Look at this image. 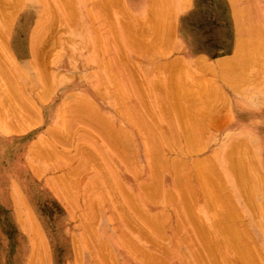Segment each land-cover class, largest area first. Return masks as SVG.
Masks as SVG:
<instances>
[{"label": "rangeland", "instance_id": "rangeland-1", "mask_svg": "<svg viewBox=\"0 0 264 264\" xmlns=\"http://www.w3.org/2000/svg\"><path fill=\"white\" fill-rule=\"evenodd\" d=\"M38 18H44L45 22L41 23L48 25H44L39 35V47L44 49L38 55V62L33 63L29 40ZM152 23L156 27L151 26ZM153 33L167 39L170 47L165 46L160 37L155 42L161 43H155ZM144 36L150 39L146 42ZM239 38L246 39V42L240 39L244 44L255 41L257 47L261 43V48L253 45L256 51L250 53L255 50L250 44L242 55L239 51H243L246 44L237 51ZM263 39L264 0H0V264H149L147 257L126 250L122 238L126 234L131 240L134 238L139 248L153 252L151 255L155 257L158 254L160 259L156 261L166 264H250L246 259L254 252L244 247L251 238L262 257L257 256L254 261L252 258L251 263L262 264L259 258L264 263ZM162 45L165 51L163 48L160 51ZM256 52L259 53L256 55ZM125 54L130 57L129 62L132 61L131 67L134 63L132 73L128 71L130 65ZM245 55L255 56L258 62ZM174 58L178 60L180 74L193 75L195 83L201 78L202 81L209 79L203 84L214 80L211 84L219 87L216 98L212 85L207 86L210 89L205 94L201 83L196 87L192 77L184 79V75L177 74L176 79L183 78L194 91L191 89L193 95L187 96L189 91L183 92L187 86L180 78L182 87L186 88L181 87L180 92L187 95H182L185 99H178V104L181 102L188 110L180 109L179 105L177 110L171 109L173 106L169 104L175 99L170 101L168 93L141 75L145 71L159 78L169 77ZM97 61H100V71L93 74L91 69ZM165 63L168 67L159 68ZM217 63L227 68L222 69ZM139 66L144 70L137 68ZM124 69L131 90L126 81L125 85L120 82L121 74L116 73ZM136 69L139 71L135 74ZM183 70L185 73H181ZM88 72H91L89 76ZM82 74H86L84 78L80 77ZM227 74H231L228 82L225 81ZM129 77L135 84L138 79L137 88H132L134 83L130 84ZM197 88L203 95L211 91L216 105L211 106L208 96V100L203 96L204 101L197 104L201 101L195 97L201 93ZM61 90H66L65 94H60ZM216 95L222 98L219 100ZM206 103L214 109H208ZM178 110H183L184 117L181 112L176 113ZM191 113L193 121L185 116ZM211 114L217 117L212 122ZM182 117H187V122L195 121V125L198 120L197 127L184 128L186 121L182 123ZM188 129L194 130L193 139L197 135L193 146L186 144L190 139V133L186 135ZM233 140H242L246 152L239 149L245 155L239 149L238 154L224 153L222 149L229 147ZM151 144L157 145L152 147ZM125 148L129 154L125 152L126 156L124 153L122 156L130 161L129 165L120 156ZM212 152L215 154L210 156ZM239 154L244 161L247 158L251 178L246 186L249 183V187L256 189L252 197L256 206L246 200L235 174L227 167L228 162L235 159L233 155L238 157ZM207 156L212 167L210 175L215 178L210 176L209 184L220 180L222 188L216 193L220 197L216 203L218 210L211 207L209 198L202 203L196 198L181 197L175 180L180 174L183 180L191 177V166L194 168L199 157ZM157 166L163 169H156ZM155 169L157 176H154ZM175 171H178L176 176ZM150 180H162L159 188L162 192L168 191L167 196L173 192L172 201L160 199L161 195L156 202L147 201L143 186L147 182L145 186L151 187L153 181ZM92 204L95 210L92 209L94 217L90 216L91 219L87 207ZM221 206H227L226 210ZM218 211L231 217L225 222L216 220V225L226 224L221 226L222 231L216 225L215 228L218 227L220 233L231 228V233H235L231 238L235 241L229 240L230 243L235 249L243 248L248 253L246 257H237L241 250L236 249V254L233 247L229 249L232 245L229 243L228 248V239L227 244L217 245L213 239L202 235L205 229L201 233L199 228L217 219ZM140 212L149 218L143 221L147 225L142 224L144 217L140 220ZM155 212H162L165 220L157 219L160 214L158 217ZM131 220L138 225L134 226ZM150 221L155 225L149 226ZM199 224L200 233L196 228ZM136 228H140L139 231ZM155 229L160 230V234ZM139 234H149V238L143 240ZM206 238L212 243H207ZM203 244L220 249L213 247L216 249L213 251ZM220 250L226 261L218 258Z\"/></svg>", "mask_w": 264, "mask_h": 264}, {"label": "bare ground", "instance_id": "bare-ground-1", "mask_svg": "<svg viewBox=\"0 0 264 264\" xmlns=\"http://www.w3.org/2000/svg\"><path fill=\"white\" fill-rule=\"evenodd\" d=\"M154 4H155V3H154ZM157 4H158V3H156V5H157ZM157 7H159V6H157ZM159 8H160V7H159ZM162 8H163V7H162ZM159 10H161V9H159ZM237 14H238V13H237ZM235 16H236V14H235ZM235 16H234V17H235ZM157 20H158V19L155 18L154 21L156 22ZM43 21H44V18H43V19H40V20H39V18H38L37 23H36V26L32 29V32H31V38H30V40H29V42H30V47H31V53H32V54H31V58H33V59H32V62H33V63L38 62V59L40 58V56H38V55H40L41 50L44 49V47H39V43H41V42H40V39H39L40 32L43 31V28H45L46 25H48V24H46V23H41V22H43ZM44 22H45V21H44ZM159 22H160V21H159ZM159 22H158V23H159ZM160 23H161V22H160ZM160 23H159V24H160ZM163 23H165V22L163 21ZM152 24H153V23H152ZM152 24H151V26H154V24H153V25H152ZM44 25H45V27H44ZM143 26H144V25H143ZM144 27H145V26H144ZM154 27H156V25H155ZM141 28H142V27H141ZM157 28H159V25H158ZM243 28H244V27H243ZM262 28H263V27H262ZM160 29H161V28H160ZM160 29H157V30H160ZM237 29H238V28H237ZM254 29H255V28H254ZM143 30H144V28H143ZM141 31H142V30H140V32H141ZM161 31L163 32V30H161ZM161 31H160V32H161ZM155 32H157V31H155ZM237 32H238V30H237ZM136 33H137V31H136ZM136 33H135V34H136ZM163 33H164V32H163ZM165 33H166V32H165ZM165 33H164V34H165ZM260 33H261V32H260ZM142 34H143V33H141V36H143ZM158 34L160 35L159 31H158ZM164 34H162V35H163V36H166V35H164ZM258 34H259V33H258ZM153 35H154V37H155V39H154V37L152 38V40L154 39V42H155V40H156L157 38H159V37H160L159 39L163 38V37L157 35L156 33H153ZM155 35L158 36V37H156ZM167 35L169 36V33H168V32H167ZM138 36H139V35H138ZM168 36H167V38H168V40H170V39H169L170 36H169V37H168ZM135 37H137V36H135ZM132 38H134V37H132ZM132 38H131V39H132ZM144 38H146V37L144 36ZM165 38H166V37H165ZM134 39H135V38H134ZM138 39H139V38H138ZM149 39H150V38H149ZM149 39H148V40H149ZM240 39H241V38H239V41H237V42H238V47L236 48L237 51H239L238 48H240V47H241L240 50H241L242 48H244V46H245V44H246V46H245V48L243 49V51H239L240 53H241V52L244 53V51L246 50V48H248V45L250 46V44H252V45H251L252 47H253V45H254V47H256V48H258V49L261 48V47H259V46H261V43H260V42H259L260 45H258V47H257V46H255L256 42L253 41V40H251V41L255 42V44H254L253 42L250 43V41H248L249 39L247 40L249 43H248V44H247V43L244 44V43H242V42H244V41H241V40L243 39V40H245V42H246V39H244V38H242L241 40H240ZM132 40H133V39H132ZM141 40H143V39H141ZM144 40H146V42L148 41L147 38L144 39ZM144 40H143V41H144ZM166 40H167V39L164 40V38H163V40L161 39L160 41H161V42H165V46H168V48H169L170 45H171V43H170V45H167L166 43H168L169 41L167 42ZM263 40H264V39H263ZM157 41H159V40H157ZM157 41H156L155 43H157ZM160 41H159V43H161ZM170 41H171V40H170ZM256 41H257V40H256ZM144 42H145V41H144ZM146 42H145V43H146ZM149 42H150V41H149ZM262 42H263V43H262V47H264V46H263L264 41H262ZM132 43H133V42H132ZM155 43H154V45L156 46ZM147 44H148V43H147ZM147 44H142V45H143V47H144V45H147ZM150 44H151V43H150ZM162 44H163V43H162ZM257 44H258V43H257ZM151 45H152V44H151ZM243 45H244V46H243ZM140 46H141V45H140ZM155 46H154V47H155ZM163 46H164V45H162L160 48L157 46V49H156V50H159V49L163 48ZM143 47H142V48H143ZM147 47H150V45H147L146 48H147ZM254 47H253V50L255 49ZM158 48H159V49H158ZM166 48H167V47H166ZM166 48H165V49H166ZM168 48H167V50H168ZM250 48H251V47H250ZM250 48H249V49H250ZM151 49H152V48H151ZM151 49H150V50H151ZM251 49H252V48H251ZM262 49H263V48H262ZM263 50H264V49H263ZM142 51L146 54V57H147V56H148L147 52L144 51V50H142ZM151 51H152V50H151ZM160 51H162V49H161ZM163 51H165L164 48H163ZM247 51H248V49H247ZM255 51H256V49H255L254 51H251V50H250L249 52L251 53V52H255ZM259 51H260V50H259ZM239 52H237V53H239ZM261 52H262V51H260V53H261ZM120 53H121V52H120ZM149 53H151V52L149 51ZM240 53L238 54L239 56L242 54V53H241V54H240ZM257 53H259V52H256L255 54L257 55ZM168 54H169V53H168ZM245 54H246V53H245ZM263 54H264V53L262 52V55H263ZM242 55H244V54H242ZM253 55H254V53H253ZM253 55H249V56L253 57ZM258 55H261V54H258ZM125 56H126V54H125ZM236 56H237V55H236ZM245 56H247V57H245V58H248V57H249L248 55H245ZM126 57H128V56H126ZM148 57H149V56H148ZM151 57H152V56H151ZM243 57H244V56H243ZM251 57H250V58H251ZM254 57H255V56H254ZM254 57H253V62H255L254 60L256 59V58H254ZM263 57H264V56H263ZM129 58H130V57H128V59H126V60L128 61V64H129V63L131 64L132 61L129 62V60H130ZM111 59H112V58H109V60H111ZM114 59H115V58H113V60H114ZM251 59H252V58H251ZM257 59H258V58H257ZM257 59H256V61H257ZM115 60H116V59H115ZM121 60H122V58H121ZM127 61L122 60V62H125V63H124V64H126L125 66H128V64L126 63ZM250 61H251V60H250ZM99 62H100V61H97V63L94 62V64H95L96 66H95L93 69H91V70H92L91 72H92L93 74H94V73H98V72L100 71V69H99V67H100V66H99ZM111 62L113 63V61H111ZM218 62H219V61H218ZM257 62H258V61H257ZM257 62H256V63H257ZM114 63H115V61H114ZM120 63H121V62H120ZM175 63H176V66H175ZM130 64H129V65H130ZM217 64H218V66H219L220 68H222V69H223V68H224V69L227 68V66H223V67H221V63H217ZM240 64H241V63H240ZM237 65H238V64H237ZM237 65H236V66H237ZM250 65H251V64H250ZM125 66H124V67H125ZM132 66H133V67H131V65H130L128 71H130V70L132 71L133 69H134V71H135L134 63H132ZM143 67H145V66H143ZM162 67L165 69L166 67H168V64L165 63V64H163L162 66H160L159 68L163 69ZM213 67H214V66H213ZM234 67H235V66H233L232 69H234ZM238 67H239V66H237L236 69H237ZM130 68H131V69H130ZM137 68L141 69L140 66L137 67ZM127 69H128V68H127ZM127 69H126V70H127ZM146 69H147V67H145V70H146ZM179 69H180V66L178 67V60H177V58H174V60L172 61L171 65H170V71H169V72H170V76H169V77H166V78H159L158 75L156 76V75L145 74V71L143 72V75H141V76L144 77L145 80H149V81H151V82H154V84H155L156 86H158V88H161V90H162L163 92L168 93V98H169L170 101L172 100V98H173V100L175 99L174 102H171V103L169 104V105L172 104L173 107H172V108H171V106H169V107H170L171 109H173V110L176 109V108H180V107H178V105L182 107V108H180V109H183V110H184L185 108H187V107H184V105H182L181 102H180V104H178V103H179L178 101H179L181 98H183L184 96L186 97L187 94H188L187 96H189L190 93L192 94V92L194 91L192 86H191V87H188V86L185 84V80H184L185 77H192L191 80H193L194 85L196 84V87L199 86L200 83H201V85H202V88H201V89H202V90L205 89V90L203 91L205 94H207V91H206V90L209 91V89H210V88H208L207 86L212 85L211 83L214 81V80H210V82H207V83L203 84V82H206V80L209 81V79H203V81H202V78H201V79H199V81H200L199 83H195V80H196V79H193V78H195L193 75H190V74H189V76H188V73L186 72V73H187V76H186V73L184 72V70L181 71V73L184 72L185 75H184V74L181 75L180 72H179L181 69H180V70H179ZM184 69H185V68H184ZM208 69L210 70L209 67H208ZM229 69H230V68H229ZM229 69H228V71H229ZM141 70H144V69L142 68ZM185 70H186V69H185ZM212 70H213V69H211V71H212ZM226 70H227V69H226ZM237 70H238V69H237ZM123 71L125 72V69L122 70V71L116 70V73L121 74L120 82L123 83V85H125V81H126V86H127V88H129V87H128L129 85L127 84V83H128V82H127L128 80H126L127 78H126V76L124 75ZM128 71H126V73H128ZM131 71H130V72H131ZM134 71H133V72H134ZM138 71H139V70L136 69V72H134V73L136 74V73H138ZM159 71H160V70H159ZM161 71H162V70H161ZM224 71H225V70H224ZM228 71H227V72H228ZM91 72H90V73H91ZM121 72H122V73H121ZM141 72H142V71H141ZM141 72H139V73H141ZM156 72H157V71H156ZM178 72H179V73H178ZM213 72H214V70H213ZM225 72H226V71H225ZM227 72H226V73H227ZM234 72H236V71H234ZM90 73L88 72V75H87V76H89ZM131 73H132V72H131ZM146 73H147V72H146ZM220 73H221V72H220ZM228 73H230V72H228ZM231 73H232L233 75L235 74V73H233V72H231ZM83 74H84V73H83ZM83 74H82V75H83ZM122 74H123V75H122ZM177 74H178V75L180 74L181 76L184 75V77H183L184 79L181 78V77H179V79L181 78V79L184 80V84H183V85L187 86V90H184V89H186V88H183V87H182L183 85H181V84H182L181 82H182L183 80L180 79V80H181L180 83H179L180 85L178 84L179 79H178V80L176 79V78L178 77ZM213 74H214V73H212V75H213ZM237 74H239V72H238ZM36 75H38L39 77L42 76L40 73H38V74L36 73ZM82 75H81L80 77H83V78H84L86 74L83 75V76H82ZM214 75H215V74H214ZM229 75H231V74H229ZM229 75L227 74V78L225 79L226 82H228V80H229V77H228ZM235 75H236V74H235ZM237 76H238V75H237ZM237 76H236V77H237ZM78 77H79V75H78ZM127 77H128V76H127ZM171 77H172V78H171ZM221 77H222V74H221ZM196 78H197V77H196ZM222 78H223V77H222ZM72 79H73V76H72ZM129 79L132 80V78H130V77H129ZM150 79H151V80H150ZM173 79H175V81H174ZM188 79H190V78H188ZM220 79H221V78H220ZM223 79H224V78H223ZM223 79H222V80H223ZM27 80H29V79H27ZM131 80H130V84H131V82H133V80H132V81H131ZM186 80H187V79H186ZM191 80H190V81H191ZM197 80H198V78H197ZM29 81H30V80H29ZM176 81H177V82H176ZM187 81H188V80H187ZM133 83L135 84V82H133ZM137 83H138V79H137L135 85H134V84H133V85L131 84V86H133V87H132L133 89H134V88H137L136 86H138V84H139V83H138V84H137ZM209 83H210V84H209ZM198 84H199V85H198ZM206 84H208V85H206ZM215 84H216V83H215ZM215 84H214V85H215ZM204 85H205L208 89H206L205 87L203 88ZM126 86H125V87H126ZM134 86H135V87H134ZM181 87H182L183 90H184V91L182 90L183 92H185V91H186L185 93H187L188 91H189V92H188L186 95H185V94H182L183 92H182V93L180 92V91H181ZM94 88H95V87H94ZM188 88H189V90H188ZM217 88L219 89V87H216V86H213V85H212V87H211V89H216V92H214L215 90L212 91V92H213L212 94L214 95V98H216V97H215V94H217V90H218ZM98 89H100V88H98ZM129 89H130V88H129ZM191 89H192V92H191ZM199 89H200V88H199ZM199 89L197 88L198 91H199ZM201 89H200V90H201ZM130 90H131V89H130ZM100 91H101V89H100ZM198 91H197V92H198ZM218 91H219V90H218ZM65 92H66V90H61V91H60V94H61V93H62V94H65ZM96 92L98 93L97 90H96ZM133 92H135V90H133ZM200 92H201V93H200ZM90 93H91V92H90ZM198 93H200V94H198V95L195 96V97H198L197 100H199V98H200L201 101L198 103L197 100H196L197 104H200L201 102L204 101L205 98H202L203 96H204V97L206 96L205 101L208 100V99H207V96H208V97H209V100H208V101H209L210 103H211V101H212V105H211L210 103H209V105H208V103H206V105H208L207 108L209 107L210 110L212 111V109H214V107H211V106H213V105L215 106V105H216V104H214V102H215L216 99H215V100H212L213 97L210 96V95H211V91H210V93L208 92L209 95H203L202 91H199ZM69 94H70V93H69ZM72 94H73V93H72ZM99 94H100V93H99ZM130 94H131V93H130ZM220 94H221V92H220ZM93 95H94V94H93ZM182 95H184V96H182ZM192 95H193V94H192ZM199 95H200V96H199ZM218 95H219V93H218ZM85 96H86V94H85ZM181 96H182V97H181ZM190 96H191V95H190ZM216 96H217V95H216ZM87 97H88V95H87ZM185 97H184V99H185ZM195 97H194V98H195ZM201 98H202V99H201ZM217 98L220 100L222 97L219 98V97L217 96ZM178 99H179V100H178ZM184 99H183V100H184ZM192 99H193V98H192ZM181 100H182V99H181ZM181 100H180V101H181ZM202 100H203V101H202ZM210 100H211V101H210ZM208 101H207V102H208ZM217 101H218V100H217ZM217 101H216V102H217ZM210 105H211V106H210ZM132 106H133V104H132ZM132 106H131V107H132ZM167 107H168V106H167ZM132 108H133V107H132ZM207 108H206V109H207ZM209 108H208V109H209ZM59 109H60V108H59ZM133 109H134V108H133ZM133 109H132V112H133V113L136 112V111L133 110ZM135 109H136V108H135ZM173 110H172V111H173ZM176 110H177V109H176ZM183 110H182V111H183ZM187 110H188V108H187ZM187 110H185L184 112L186 113ZM182 111H181V110H180V111L178 110V112L176 111V113L179 114V113L181 112V113H180V115H181V114H182ZM202 111H203V110H202ZM208 111H209V110H208ZM208 111H206V112H208ZM174 112H175V111H174ZM187 112H188V111H187ZM199 114H201V113L199 112ZM203 114H204V111L202 112V115H203ZM209 114H210V112H209ZM191 115H192V113H191L190 115H187V114H186L185 116H189V118L185 117V118H184L185 120H184V119H183L184 115L182 114V116H183V117H182V123H183V121H186V122L184 123L185 127L183 126L184 128H186V127L188 128V126H189V128H192V129H193V125H195V124H194L195 121H194V123L192 122L193 124H192L191 122H189V121H190V117H191ZM211 115H212V117H213L212 120H211V122H212V121L216 120L217 117L215 116V114H214V115L211 114ZM211 115H210V117H211ZM192 116H193V115H192ZM194 116H196V115L194 114ZM206 116H208V115H206ZM186 118L189 119L188 122H187V119H186ZM208 118H209V117H208ZM191 119H192V121L194 120L192 117H191ZM205 120H206V117H205ZM141 121H142V120H141ZM140 123H141V122H140ZM187 123H189V124L186 125ZM200 123H201V122H200ZM209 124H210V123H209ZM182 125H183V124H182ZM190 125H192V127H191ZM197 125H198V120H197ZM197 125H195V126L197 127ZM203 125H204V124H203ZM143 126H144V125H143ZM187 128H186V129H187ZM194 129H196V128H194ZM197 129H198V128H197ZM51 130H52V129H51ZM188 130H189V129H188ZM189 131H190V132H189ZM189 131H188V133H187V131H186L185 134L187 133L186 135H188V134L190 133V136L188 137V138H190V139H187V140H189V141L191 140L192 142H191V141L189 142V141L186 140V141H187L186 144L189 143L190 145L192 144V146H193V141L196 142V141H195V140H196L195 138H196L197 135H196V134H195L196 136L194 135V139H195V140H194V139L192 138L193 135L191 136V133H193L194 130H193V131L189 130ZM205 131H206V130H205ZM125 134H126V133H125ZM122 135H123V134H122ZM129 135H130V134H129ZM129 135H127V136H129ZM123 137H124V136H123ZM206 137H207V136H206ZM112 139H113V138H112ZM192 139H193V140H192ZM199 139H200V138H199ZM199 139H197V140H199ZM122 140H123V138H122ZM113 141H114V140H113ZM126 141H127V140H125V142H126ZM233 141H234V142H233ZM233 141H232L233 143L229 144V147H227V148L225 147V150L222 149V150L224 151L225 154H227V155L230 156V155H232V154H236V153L238 154V153H240V152L242 153V151H243V152H246V151H244L245 149L243 150V148H242L243 145H245V144H243L242 140H237V141H236V140H233ZM235 141H236V142H235ZM48 143H49V142H48ZM50 143H51V142H50ZM126 143H130V141H127ZM155 143H156V142H155ZM114 144H115V143H114ZM124 144H125V143H124ZM130 144H131V143H130ZM145 144H146V143H145ZM196 144H197V143H196ZM196 144H195V145H196ZM48 145H49V144H48ZM119 145H122V144H119ZM119 145H118V146H119ZM152 145H154V144H151V146H152ZM155 145H157V144H155ZM155 145H154V146H155ZM195 145H194V146H195ZM198 145H200V144H197V146H198ZM115 146H116V145H115ZM118 146H117V148H118ZM123 146H125V145H123ZM123 146H122V147H123ZM126 146H128V145H126ZM129 146H130V145H129ZM154 146H152V147H154ZM158 146H159V145H158ZM187 146H188V145H187ZM192 146H191V147H192ZM200 146H202V145H200ZM223 146H224V145H223ZM54 147H55V146H53V149H54ZM188 147H189V146H188ZM195 147H196V146H195ZM195 147H193L194 150H195ZM244 147H245V146H244ZM117 148H116V149H117ZM130 148L132 149V147H130ZM196 148H197V147H196ZM204 148H205V147H204ZM204 148H203V149H204ZM222 148H224V147H222ZM239 148H242V151H240L241 149H239ZM51 149H52V147H51ZM127 149H128V151H129V148H128V147H127ZM127 149L125 148V151H124V152H121V155H120V156H121L122 160L124 161V163L127 162V164H128V162L130 163V161H126V160H128V159L125 160V159L123 158L124 156H122V153H124L123 155H125L126 153H128V152H126ZM158 149H160V146H159ZM238 149H239L240 152H238ZM117 150H118V149H117ZM194 150H193V151H194ZM220 150H221V149H220ZM119 151H120V150H119ZM121 151H122V150H121ZM130 151H131V150H130ZM148 151H149V150H148ZM154 151H155V150H154ZM154 151H153V153H154ZM218 151H219V149H218ZM125 152H126V153H125ZM146 152H147V149H146ZM155 152H156V151H155ZM157 152H158V151H157ZM159 152H160V151H159ZM128 154H129V153H128ZM151 154H152V153H151ZM214 154H215V152H212V154H211L210 156H212V155H214ZM242 154H243V153H242ZM130 155H131V154H130ZM240 155H241V154H239L238 157L235 156V155H233V156L235 157V159L230 160V161L228 162L229 165H227V167L229 166L228 169H230V172L232 171V172L235 174L234 177L236 176L235 178H237V180H238L239 188H240L241 192H243V194H244L246 200H248V202H249L251 205L256 206V203H255L256 201L254 202V200L252 199V197H254V193H255V190H256V189H255L254 187H251V186L249 187V186H248V185H250L249 183H247L248 185L246 186V181L249 182V181H250V178H251V175H250V173H249V165L245 162V161L247 160V158L245 157L246 160L244 161V159H242ZM243 155H245V154H243ZM125 156H126V155H125ZM155 156H157V154H155ZM233 156H231V157H233ZM153 157H154V156H153ZM158 157H159V156H158ZM158 157H157V158H158ZM236 157H237V158H236ZM242 157L244 158V156H242ZM149 158H150V157H149ZM149 158H148V159H149ZM157 158H155L156 161H154V160H153V161H154V162H157ZM226 158H227V157H226ZM248 158H249V157H248ZM149 160H150V159H149ZM151 160H152V158H151ZM125 161H126V162H125ZM131 162H132V161H131ZM150 162H151V161H150ZM160 162H161V161H160ZM163 162H164V160H163ZM161 163H162V162H161ZM161 163H160V164H161ZM127 164H126V165H127ZM249 164H250V163H249ZM128 165H129V164H128ZM128 165H127V167H128ZM153 165H154V164H153ZM165 165H166V162H165ZM194 165H195L194 168H193V166H191L192 168L190 169V170L192 171V176H191V177L189 176V178L186 176L187 178L184 179V180H183L184 177H181V176H180V175L183 176V174H180L179 176H176V174L178 175V171H177V173H176V171L173 172V173H175V174H173V175L176 176V177H175L176 183H178V185L180 186L179 191H180V193H181V197H183V198H188L187 200H189V198H190V199H192V198H196L197 201H201L202 203H205L206 200H207V198H209V203H210V200H211V203H210L211 207L214 206L213 208H215L216 210H218L219 208L217 209L218 205H217L216 203H217L218 201H220V200H219L220 197H218V195H216V193H217V191H218L219 189L221 190L222 188H221V186H220L221 184L219 183L220 180H217V181H215V182L213 181L212 184H209V183L212 181V178H213V176L210 175V174H211L212 167H211V165H210V158H209V156H207V157H199V159L196 161V164H194ZM196 165H197V167H196ZM110 166H111V165H110ZM110 166H109V167H110ZM131 166H132V165H131ZM131 166H130V167H131ZM154 166H156V165H154ZM250 166H252V165H250ZM111 167H112V166H111ZM132 167H133V166H132ZM136 167H137V166H136ZM136 167H134V169H135ZM157 167H159V168H156V167H154V168H156V169H160L161 166H157ZM223 167H224V166H223ZM125 168H126V167H125ZM161 168H162V167H161ZM252 168H253V166L250 167L251 170H253ZM108 169H109V168H108ZM132 169H133V168H132ZM132 169H130V171H131ZM137 169H139V167H138ZM156 169L153 170V171L155 172L154 176H157V174H159V173H158V170H156ZM162 169H163V168H162ZM164 169H165V168H164ZM174 169H175V168H174ZM225 169H227V168H225ZM111 170H113V169H111ZM165 170H166V169H165ZM165 170H163V171H165ZM115 171H116V170H115ZM134 171H135V170H132L133 173H135ZM136 171H137V170H136ZM167 171H168V170H167ZM228 171H229V170H228ZM108 172H109V171H108ZM137 172H139V171H137ZM109 173H110V172H109ZM213 173H214V171H213ZM115 174L117 175V172H116ZM214 174H215V173H214ZM231 174H232V173H231ZM112 175H113V174H112ZM133 175H134V174H133ZM255 175H256V173H255ZM150 176H153V175L151 174ZM161 176H162V175H161ZM161 176H159L160 179L162 178ZM210 176H212V178H210ZM134 177H135V176H134ZM136 177H137V175H136ZM136 177H135V178H136ZM178 177H179V178H178ZM193 177L195 178L194 181H193ZM180 178H182V179H180ZM109 179H110V177H109ZM136 179H137V178H136ZM208 179H210L211 181H208ZM213 179H215V178H213ZM216 179H217V178H216ZM157 180H158V178H157ZM173 180H174V177H173ZM150 181H151V180H150ZM152 181H153V180H152ZM152 181H151V182H152ZM161 181H162V180H161ZM161 181H159V182H161ZM151 182H150V183H151ZM157 182H158V181H153V183H151V184L149 183V184L151 185V187H147V186H145V185L147 184V182L144 183V184H145L144 186L142 185V186L145 187V188L140 187V188H143V189H144V192H145L144 196L146 195L145 197H146V199H148L147 201L156 202V201H157L156 199H157L158 197H160V195H161L160 199L163 197L164 200H168V201H169V200L171 199V201H172L171 196L173 195V194H172L173 192L171 193V192L169 191L171 194L168 193V194H169L168 196H170V195H171V196L168 197V196L166 195V192H168V191H166V192L163 191V192H162L161 187L159 188V185L161 186V183L159 184V182H158V183H157ZM112 183H113V182H112ZM112 183H111V184H112ZM98 184H99V183H98ZM147 185H148V184H147ZM257 185H258V184H257ZM157 187H158V188H157ZM110 188H111V187H110ZM147 188H148V189H147ZM156 188H157V189H156ZM116 189H117V188H116ZM159 189L161 190L162 193L159 192ZM113 190H114V188H113ZM118 190H119V189H118ZM148 190H149V191H148ZM114 191H115V190H114ZM222 191H223V190H222ZM218 192H220V191H218ZM124 194H125V193H124ZM126 194H128V193H126ZM126 194H125V195H126ZM128 195H129V194H128ZM132 196H133V195H132ZM121 197H123V196H121ZM165 197H166V198H165ZM216 197H218V198H216ZM223 198H224V197H223ZM122 199H123V198H122ZM173 199H174V197H173ZM123 200H124V199H123ZM133 200H134V199H133ZM193 200H194V199H193ZM134 201H135V200H134ZM136 201H137V200H136ZM212 201H213V202H212ZM214 201H216V202H214ZM244 201H245V200H244ZM100 202H101V201L99 200V203H100ZM125 202H126V201H125ZM261 202H262V201H261ZM261 202H260V203H261ZM87 203H88V202H87ZM252 203H253V204H252ZM260 203H259V204H260ZM88 204H89V203H88ZM130 204H131V203H130ZM221 204H222V202H221ZM93 205H94V204H92L91 206L89 205L90 207H87V209H89L90 212H91V213L89 214V218H91L90 216H92V218L94 217L93 214H92V213L94 212V211L92 212V209L95 210V208L93 207ZM102 205H103V204H102ZM212 205H213V206H212ZM215 205H216V207H215ZM230 205H231V204H230ZM129 206H130V205H129ZM193 206H194V205H193ZM207 206H208V204H207ZM207 206H206V207H207ZM135 207H136V206H135ZM137 207H138V206H137ZM208 207H209V206H208ZM211 207H209V208H211ZM221 207L223 208V210H226V207H227V206H221ZM224 207H225V208H224ZM252 208H253V207H252ZM261 208H262V207H261ZM133 209H134V208H133ZM136 209H137V208H136ZM215 209H214V212H215ZM250 209H251V208H250ZM262 209H263V208H262ZM121 210H122V209H121ZM188 210H189V209H188ZM99 211H100V210H99ZM137 211H138V210H137ZM189 211H190V210H189ZM209 211H210V210H209ZM212 211H213V210H212ZM220 211H221V210H220ZM96 212H97V209H96ZM146 212H147V211H146ZM146 212H145V214H147ZM163 212H164V211H163ZM140 213H141V212H140ZM140 213H139V214H140ZM155 213H156L157 216L160 214V215H159L160 218H157V219L160 220V219L162 218L163 213H162V212H158L159 214H158L157 212H155ZM161 213H162V215H161ZM166 213H167V212H166ZM190 213H191V212H190ZM218 213H219V215H216V216H217V219H216V218H213V219L211 218L212 220H211V222H209V225L206 224V225H208L207 227L201 225V227H200L199 229H201V233H202V230L205 229V230L203 231V234H202L203 236L205 235L204 237H208L209 239H213V240L217 243V245H218V244H222V243H225V244L228 243L227 245H228V248H229V243H230L229 240H231L232 242L235 241V239L231 238V237H233L232 235L235 234V233L232 232V233H233V234H232L231 231H233V230H232L231 228H229L228 230L224 229L223 232H221V233H222V234H221L220 231H222V228H223L222 225H223V224L226 225V224L223 223L222 225H219V224L216 225V224L218 223L216 220H220V221H222V222H225V221L228 220L227 218L230 219L231 215H230V214H229V215H228V214L225 215L224 213H221V212H219V211H218ZM226 213H228V212L226 211ZM96 214H97V213H96ZM150 214H151V213H150ZM164 214H165V213H164ZM94 215H95V214H94ZM151 215H152V214H151ZM191 215H192V214H191ZM191 215H190V216H191ZM87 216H88V214H87ZM138 216H139V215H138ZM141 216H143L142 213L140 214V217H141ZM152 216H154V214H153ZM159 216H158V217H159ZM85 217H86V216H85ZM127 217L130 218L129 216H127ZM143 217H144V218L142 219V217H141L140 220L142 219V224H145V223H147V222H143V221H145V220L147 221L149 218H147V217H145V216H143ZM92 218H91V219H92ZM82 219H83V217H82ZM108 219H109V218H108ZM126 219H127V218H126ZM110 220H111V219H110ZM128 220H129V219H128ZM128 220H127V221H128ZM140 220H139V222H140ZM155 220H156V219H155ZM159 220H158V221H159ZM161 220L164 221L165 219L162 218ZM161 220H160V221H161ZM194 220H195V219H194ZM194 220L192 221L193 223H194ZM202 220H204V219H202ZM88 221H90V220H88ZM129 221H130V220H129ZM129 221H128V222H129ZM131 221H132V220H131ZM148 221H149V220H148ZM195 221H196V220H195ZM199 221H200V219H199ZM228 221H229V220H228ZM110 222H112V221H110ZM200 222H201V221H200ZM88 223H90V222H88ZM132 223H133V225L135 226L138 222H136V223L134 224V222L132 221ZM132 223H131L130 225H132ZM147 224H148V223H147ZM147 224H145V225H147ZM153 224L155 225L154 222H152V224H151V221L149 222V226H150V225H153ZM196 224H198V223L196 222ZM137 225H138V224H137ZM177 225H178V224H177ZM215 225L218 226L221 230H220V231L217 230L218 227L215 228ZM194 226L196 227L197 225H194ZM199 226H200V224L196 227L198 231H199V229H198ZM221 226H222V228H221ZM152 227H154V226H152ZM156 227H157V220H156ZM158 227H159V225H158ZM235 227H236V226H235ZM235 227H233V229H234ZM143 228H145V227H143ZM224 228H225V227H224ZM236 228H237V227H236ZM236 228H235V229H236ZM136 229H137V228H136ZM139 229H140V228H138L137 230L139 231ZM151 229H152V228H151ZM230 229H231V230H230ZM235 229H234V230H235ZM123 230H124V229H123ZM155 230H156L157 232H156V231H153V232H156V233H159V234H160V232H159L160 230H159V231H158V229H155ZM147 231H148V230H147ZM198 231H197V232H198ZM151 232H152V231H151ZM163 232H164V231H163ZM197 232H196V233H197ZM224 232H225V233H224ZM123 233L126 234V232H121V234H123ZM140 233H141V231H140ZM156 233H155V234H156ZM199 233H200V231H199ZM223 233L225 234L224 236H223ZM228 233H229V234H228ZM149 234H150V231H149ZM149 234H148V235L145 234V235H143V236H141V234H139V237H140V238H143V240H145L144 237L149 238V237H148ZM161 234H162V233H161ZM227 234H228V236H226ZM80 235H81V234H80ZM146 235H147V236H146ZM197 235H198L199 238L201 237L202 241L204 242L203 237H202L201 235H199V234H197ZM82 236H83V235H82ZM120 236H121V235H120ZM157 236H158V235H157ZM226 237H227V238H226ZM234 237L236 238V236H234ZM237 237H238V236H237ZM122 238H123V241L125 242V243H124V242H123V243H124V245H125L126 250H127L128 252H130L131 254H134V253H135V254L138 255V256H139V255H141V257L143 256V258H144V256L147 257V259H149V261H150L149 264H151V263H152V264H166V263H167V262H166V263H163V262L156 261V259L158 258V254L156 255L157 257H155V255H154V256L151 255L153 252L150 254L149 252H151V251H147V250L145 251V249H141V248H139V246L135 243L136 241L133 242L134 238H132L133 240H131V239L129 238V235H127V234L124 235V236L122 235ZM140 238H139V239H140ZM242 238H243V237H242ZM245 238H246V237H245ZM81 239H82V238H81ZM155 239H156V238H155ZM201 239H200V240H201ZM206 239H207V238H206ZM227 239H228L229 242L226 243ZM238 239H239V238H238ZM240 239H241V238H240ZM146 240H149V241H150V239H146ZM156 240H157V239H156ZM250 240H251V238L247 239V241H248L247 243H248V244H247V246L244 247V248H246V251L248 250V251H252V252H254L253 256H250L251 254H249V256H248L247 259H246V261L249 260L248 262H250V264H252L250 260L253 258V261H254V260H256V257H257V256H260V255L258 254L256 244H255V243H252ZM82 241L84 242V239H83ZM202 241H201V242H202ZM205 241L207 242L208 239L205 240ZM206 242H205V243H206ZM250 242H251V244H249ZM144 243H145V242H144ZM150 243H151V242H150ZM207 243H212V242H207ZM240 244H242V243H240ZM240 244H238V245H240ZM159 245H161V244H159ZM203 245H204V244H203ZM230 245H232V244L230 243ZM238 245H237V246H238ZM154 246L156 247V244H154ZM157 246H158V245H157ZM204 246H205V245H204ZM204 246H203V247H204ZM206 246H207V244H206ZM206 246H205V248H207V249H212L213 251L216 250V249H220V248H218L217 246H214V245H213V247L216 248V249H214L213 247H212V248H210V247L208 248V246H207V247H206ZM210 246H211V245H210ZM161 247H162V246H161ZM232 247H233V248H232ZM235 247H236V246H235ZM156 248H157V247H156ZM158 248H160V247L158 246ZM231 248H232L233 250H236V249H237V247H236V249H235L233 245L230 246L229 249H231ZM160 249H161V248H160ZM242 249H243V248H241V249H239V250L242 251ZM163 250H165V249H163ZM237 250H238V249H237ZM237 250H236V254H237ZM239 250H238V251H239ZM154 251H155V250H154ZM201 251H203V250H201ZM209 251H210V250H209ZM220 251H221V250H220ZM220 251H219V252H220ZM241 251H239L241 255H238L237 257H239V256H245V257H246V255H247L248 253H246V251L244 252V249H243L242 252H241ZM207 252H208V250H207ZM211 252H212V251H210V252H208V253H211ZM234 252H235V251H234ZM239 252H238V253H239ZM156 253H157V252H156ZM208 253H207V254H208ZM245 253H246V255H245ZM249 253H250V252H249ZM203 254H204V252H203ZM212 254H214V253H212ZM219 254H220V257H218V258H222V259L225 258V259H226V257H223L224 255H223L222 251H221V253H219ZM243 254H244V255H243ZM221 255H222V256H221ZM210 256H211L212 259H216L214 256H213L214 258L212 257V255H210ZM260 257H261V256H260ZM248 258H249V259H248ZM261 258H262V257H261ZM261 258H259V259H260V263L262 262V264H264V263H263V260L261 261ZM158 259H160V257H159ZM225 259H224V260H225ZM227 259H228V258H227ZM229 259H230V258H229ZM235 259H236V257H235ZM244 259H245V258H244ZM237 260H238V259H237ZM225 261H226V260H225ZM227 262H229V260H227ZM227 262H226V263H227ZM240 263H241V262H240ZM246 263H247V262H245V264H246ZM253 263H254V262H253ZM248 264H249V263H248ZM254 264H255V263H254Z\"/></svg>", "mask_w": 264, "mask_h": 264}]
</instances>
